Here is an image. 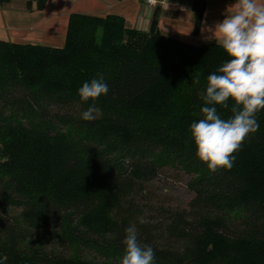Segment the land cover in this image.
<instances>
[{"label":"trees","instance_id":"16d2710c","mask_svg":"<svg viewBox=\"0 0 264 264\" xmlns=\"http://www.w3.org/2000/svg\"><path fill=\"white\" fill-rule=\"evenodd\" d=\"M23 1L40 10L48 0ZM205 6L192 1L193 34ZM227 59L218 43L161 34L156 14L147 32L114 15L73 14L61 48L0 40V258L118 264L135 226L155 264H264V109L231 170L210 172L190 139L207 77ZM97 74L109 92L94 102L102 116L84 121L93 102L78 89ZM165 167L189 177V210L151 207L145 218L141 185ZM52 240L58 250L45 248Z\"/></svg>","mask_w":264,"mask_h":264},{"label":"clouds","instance_id":"9594fccd","mask_svg":"<svg viewBox=\"0 0 264 264\" xmlns=\"http://www.w3.org/2000/svg\"><path fill=\"white\" fill-rule=\"evenodd\" d=\"M155 4V0H149ZM234 11L225 15L212 29L229 59L208 75L200 108L202 118L190 124V139L196 147V157L215 173L231 170L242 145L259 130L257 114L264 109V3L261 0H236ZM196 84L200 81L197 79ZM109 86L103 74L86 81L78 89L82 103H93L82 113L84 121H94L102 111L94 102L106 96ZM229 98L233 104L229 105ZM229 109L232 115L222 118L218 107ZM123 255L118 264H155V251L138 239L135 226L125 229ZM7 255L0 258L6 264Z\"/></svg>","mask_w":264,"mask_h":264},{"label":"crops","instance_id":"0c3cea01","mask_svg":"<svg viewBox=\"0 0 264 264\" xmlns=\"http://www.w3.org/2000/svg\"><path fill=\"white\" fill-rule=\"evenodd\" d=\"M192 1L158 0L149 5L142 0H48L42 9L29 10L25 1L11 0L0 4V40L61 48L73 14L114 15L122 18L126 27L144 32L150 30L156 14L157 30L163 35L195 45L216 43L212 29L234 11L231 6L236 0H206L197 34H193Z\"/></svg>","mask_w":264,"mask_h":264},{"label":"rangeland","instance_id":"374dc122","mask_svg":"<svg viewBox=\"0 0 264 264\" xmlns=\"http://www.w3.org/2000/svg\"><path fill=\"white\" fill-rule=\"evenodd\" d=\"M188 181L189 177L182 171L170 167L163 168L155 179L141 185L142 191L138 193L136 198L137 206L143 209L141 215L145 218L148 217V215L154 211L151 207H161L172 210H189L188 204L194 197V194L188 188ZM88 182V185L91 187L96 183L92 173L89 174ZM13 212L18 213L19 211L13 210ZM143 217L140 218V221H142ZM32 234L30 240L32 242L36 236L35 245H39V241H41L39 236H46L45 231L43 230L38 234L35 232ZM54 242L55 241L52 240L51 243H48L45 246V248L58 250V247H55ZM53 244L54 246H52ZM85 254L86 253L83 251L82 257L95 258L96 260L99 259L97 254Z\"/></svg>","mask_w":264,"mask_h":264},{"label":"built area","instance_id":"2783aa9c","mask_svg":"<svg viewBox=\"0 0 264 264\" xmlns=\"http://www.w3.org/2000/svg\"><path fill=\"white\" fill-rule=\"evenodd\" d=\"M144 3H146V4H149V5H155L157 2H158V0H155V4H150L149 3V0H142Z\"/></svg>","mask_w":264,"mask_h":264}]
</instances>
